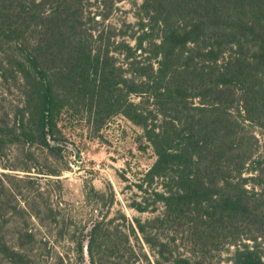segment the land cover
I'll return each instance as SVG.
<instances>
[{"label":"trees","instance_id":"obj_1","mask_svg":"<svg viewBox=\"0 0 264 264\" xmlns=\"http://www.w3.org/2000/svg\"><path fill=\"white\" fill-rule=\"evenodd\" d=\"M85 2L0 0V77L14 70L24 97L0 112V167L13 169V145L52 150L71 101L95 104L98 126L126 116L156 158L129 203L152 216L95 220L93 264H211L220 247L232 264H264V144L247 132L264 128V0H143L133 34L98 28ZM93 192L113 205V188ZM19 194L0 171V264H40ZM244 223L255 234L242 238Z\"/></svg>","mask_w":264,"mask_h":264},{"label":"rangeland","instance_id":"obj_2","mask_svg":"<svg viewBox=\"0 0 264 264\" xmlns=\"http://www.w3.org/2000/svg\"><path fill=\"white\" fill-rule=\"evenodd\" d=\"M142 1L107 0L105 6L101 0H86L85 3L87 16H96L98 24L95 26L98 28L108 30L113 27L116 34L123 28L133 34L138 28L135 13ZM102 13H108L107 19L101 18ZM129 23L132 25L128 26ZM129 39L135 44L134 40ZM112 52L114 56H119ZM22 83L14 70L0 77L2 114H12L17 105H22ZM71 102L74 105H69L58 118L59 131L56 139L51 140L54 145L52 150L24 143L13 145L6 161L13 169L0 167V171L14 176V186L20 192V205L26 209L20 218L36 233L35 251L40 264H93L88 254L87 240L95 220L103 216H117L119 210L129 219L152 216L150 212L140 213L129 206L132 198L139 196L135 182L156 158L142 136L143 129L122 114L108 117L98 126L95 104L90 113L86 105L75 100ZM249 130L257 135L263 145L264 128L255 126L247 128V132ZM93 188L107 192L113 188V205L109 207L108 198L100 202ZM46 203L51 204L53 212L42 207ZM37 214L41 215V221ZM238 225L242 238L247 237L245 234H255L252 225ZM215 240L202 239L204 245L208 246H212ZM144 246L148 251V247ZM220 248L213 252L208 261L211 264H232L228 258L229 251ZM148 255L153 261V255L150 252ZM126 257L128 253H125ZM97 262L114 264L110 257L105 258L104 262Z\"/></svg>","mask_w":264,"mask_h":264}]
</instances>
